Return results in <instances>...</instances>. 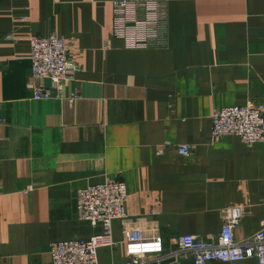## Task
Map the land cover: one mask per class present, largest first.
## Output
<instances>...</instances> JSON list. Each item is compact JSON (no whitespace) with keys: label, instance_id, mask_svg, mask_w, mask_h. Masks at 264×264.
Returning <instances> with one entry per match:
<instances>
[{"label":"crops","instance_id":"crops-1","mask_svg":"<svg viewBox=\"0 0 264 264\" xmlns=\"http://www.w3.org/2000/svg\"><path fill=\"white\" fill-rule=\"evenodd\" d=\"M113 1L0 0V264H52L54 242L102 233L79 218L77 195L116 180L125 215L99 264L154 260L184 234L215 237L230 206L242 211L238 239L263 226L264 142L215 137L212 114L264 104V0H151L168 18L163 45L144 48L114 36ZM52 34L78 66L64 92L78 93L73 105L37 100L28 84L30 39Z\"/></svg>","mask_w":264,"mask_h":264},{"label":"built area","instance_id":"built-area-1","mask_svg":"<svg viewBox=\"0 0 264 264\" xmlns=\"http://www.w3.org/2000/svg\"><path fill=\"white\" fill-rule=\"evenodd\" d=\"M114 36L124 40L126 46L134 48L160 47V34L167 22L168 11L164 3L151 0H114ZM32 70L29 77L34 98L37 100L64 99L73 105L78 93L65 96V86L78 66L71 61L68 41L56 34L33 36L31 39ZM50 83L47 84L46 81ZM212 134L215 137H240L244 143L252 145L264 142V104L251 102L244 106H228L212 114ZM166 142L159 150L165 153ZM178 151L185 156H193L189 144H180ZM128 188L122 180L89 185L78 192V216L91 225L102 224L104 230L85 240L54 242L51 246L52 264H99L98 250L102 246L116 244L112 236L115 218L125 215ZM241 208L233 207L222 211L223 226L218 235L207 238L201 234H184L176 239L175 247L165 251L154 260L132 257L123 264H162L168 259L191 257L194 264L209 261H243L256 258L264 264V222L262 228L245 239H238L234 230L241 219Z\"/></svg>","mask_w":264,"mask_h":264},{"label":"rangeland","instance_id":"rangeland-1","mask_svg":"<svg viewBox=\"0 0 264 264\" xmlns=\"http://www.w3.org/2000/svg\"><path fill=\"white\" fill-rule=\"evenodd\" d=\"M31 70H32V68H31ZM31 73V72H30ZM32 74V73H31ZM77 197H78V195H77Z\"/></svg>","mask_w":264,"mask_h":264}]
</instances>
